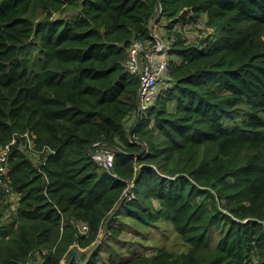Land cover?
<instances>
[{
	"label": "trees",
	"instance_id": "1",
	"mask_svg": "<svg viewBox=\"0 0 264 264\" xmlns=\"http://www.w3.org/2000/svg\"><path fill=\"white\" fill-rule=\"evenodd\" d=\"M154 23L167 70L140 113L125 60ZM13 135L0 264L83 262L105 222L69 264H264V0H0V145ZM162 222L181 249L123 238Z\"/></svg>",
	"mask_w": 264,
	"mask_h": 264
},
{
	"label": "built area",
	"instance_id": "2",
	"mask_svg": "<svg viewBox=\"0 0 264 264\" xmlns=\"http://www.w3.org/2000/svg\"><path fill=\"white\" fill-rule=\"evenodd\" d=\"M154 30V29H152ZM155 43L148 46L142 41L135 40L128 49L125 64L129 71L137 72L140 76L139 85V110L140 113L145 112L156 94V83L162 73L167 70L166 58L159 54L165 50L164 41L159 38L156 33L153 34ZM156 53H159L156 55ZM22 136L27 138L29 148L33 149L31 137L27 132ZM16 141V136L13 135L10 142L5 145H0V187L6 186L7 178V161L10 150V145ZM114 152L109 148H100L93 155L94 158L105 167H111L113 164ZM83 228H86L83 226Z\"/></svg>",
	"mask_w": 264,
	"mask_h": 264
},
{
	"label": "rangeland",
	"instance_id": "3",
	"mask_svg": "<svg viewBox=\"0 0 264 264\" xmlns=\"http://www.w3.org/2000/svg\"><path fill=\"white\" fill-rule=\"evenodd\" d=\"M152 29L157 31V36L162 37V40L165 43V50L162 53H156L160 56L167 58V46L168 40L165 34L162 35V31L158 30L156 23L153 24ZM192 29V28H191ZM188 30V34H193V29ZM163 83V81L156 84L155 89ZM142 232H135L130 226L125 227V233L123 235L124 239H127V243L131 242L134 246H137L138 249L143 251H151L155 245H165L169 249L179 250L183 247L180 242V239L174 232L171 225L168 223L162 222L157 226H149L148 228H140ZM139 233V234H138ZM63 262V260H62Z\"/></svg>",
	"mask_w": 264,
	"mask_h": 264
},
{
	"label": "water",
	"instance_id": "4",
	"mask_svg": "<svg viewBox=\"0 0 264 264\" xmlns=\"http://www.w3.org/2000/svg\"><path fill=\"white\" fill-rule=\"evenodd\" d=\"M109 217H110V216H109ZM106 221H107V220H106ZM105 223H106V222H105ZM105 223H104V225H103V227H102V229H101V233H100L99 239H98L97 242H96V243H95V244H94V245L88 250L87 255H86V257H85V259H84L83 262L81 261L79 255H78L77 250H75V249H71V250L67 253V255L65 256V258L63 259V262H62L61 264H69V262L71 261V259H72L73 257L75 258V260H76L77 262H82V263L86 262V261L88 260L89 256H90L91 252L93 251V249L96 247V245L99 243L100 239H101L102 236H103Z\"/></svg>",
	"mask_w": 264,
	"mask_h": 264
},
{
	"label": "crops",
	"instance_id": "5",
	"mask_svg": "<svg viewBox=\"0 0 264 264\" xmlns=\"http://www.w3.org/2000/svg\"><path fill=\"white\" fill-rule=\"evenodd\" d=\"M157 25V24H156Z\"/></svg>",
	"mask_w": 264,
	"mask_h": 264
}]
</instances>
